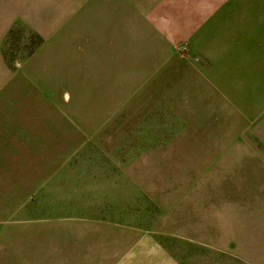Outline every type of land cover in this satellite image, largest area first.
Instances as JSON below:
<instances>
[{
  "label": "rangeland",
  "instance_id": "rangeland-1",
  "mask_svg": "<svg viewBox=\"0 0 264 264\" xmlns=\"http://www.w3.org/2000/svg\"><path fill=\"white\" fill-rule=\"evenodd\" d=\"M3 2L21 18L5 58L28 73L0 97V120L22 126L0 144V264H160L141 254L156 246L170 264H264V145L187 142L146 0Z\"/></svg>",
  "mask_w": 264,
  "mask_h": 264
},
{
  "label": "crops",
  "instance_id": "crops-1",
  "mask_svg": "<svg viewBox=\"0 0 264 264\" xmlns=\"http://www.w3.org/2000/svg\"><path fill=\"white\" fill-rule=\"evenodd\" d=\"M146 2L147 15L171 49L167 57L156 60L163 64L165 94L176 93L189 105L183 116L185 133L192 138L187 142L230 144L238 142V137L250 136L264 145V0ZM66 10L63 6V16ZM15 11L20 12L8 2H0V97L8 94L15 81L26 72L25 67L21 73L12 69L3 52L4 40L15 22L21 21L15 18L20 17ZM56 21L41 29L45 33L44 43L27 61L33 63L29 75L34 80L38 75L33 71L34 65L43 61L48 54L47 47L54 46V34L59 30L55 27ZM176 46L184 47L183 55L175 54ZM21 127L19 123L0 120V144L9 143L10 138L18 141L20 132L12 129ZM5 150L4 146L0 148V157L7 152ZM204 169L193 175L207 174ZM149 253L162 256L160 264H170L168 249L156 246L152 250L143 249L141 254Z\"/></svg>",
  "mask_w": 264,
  "mask_h": 264
},
{
  "label": "trees",
  "instance_id": "trees-1",
  "mask_svg": "<svg viewBox=\"0 0 264 264\" xmlns=\"http://www.w3.org/2000/svg\"><path fill=\"white\" fill-rule=\"evenodd\" d=\"M11 32H9V34H10ZM31 54V53H30Z\"/></svg>",
  "mask_w": 264,
  "mask_h": 264
}]
</instances>
